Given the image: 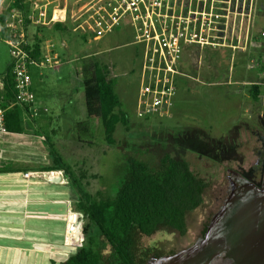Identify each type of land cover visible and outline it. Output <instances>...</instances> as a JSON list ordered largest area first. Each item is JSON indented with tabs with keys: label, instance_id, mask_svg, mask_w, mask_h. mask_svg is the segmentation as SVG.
Masks as SVG:
<instances>
[{
	"label": "rangeland",
	"instance_id": "rangeland-1",
	"mask_svg": "<svg viewBox=\"0 0 264 264\" xmlns=\"http://www.w3.org/2000/svg\"><path fill=\"white\" fill-rule=\"evenodd\" d=\"M238 1L233 0V9L237 12L233 13L231 24L243 23L244 34L247 25L253 22L255 32L263 30L264 0H259L254 8L257 10L255 18L251 13L248 16L253 0H246L245 7H242V0ZM63 5L67 6L64 29L56 31L52 39L51 31L56 28L43 27V59L29 66L36 106L31 107L27 115L21 111L24 132L30 133V128L35 129L34 123L39 124L40 127H36L39 134L48 137L63 155L93 199L116 191L130 155L152 165H157L165 153L187 159L193 172L207 183L203 203L187 214V233L182 235L165 225L150 235L138 232L136 252L141 264H149L154 256L171 255L190 247L202 237L204 226L210 223L232 193L234 184L242 188L240 181L244 178L256 185H262L263 181L264 118L257 123L252 114L245 111L246 107L241 103L243 96L236 92L241 85L225 73L232 66V61H225L229 56L228 46L214 51L208 48L186 51L184 58L188 65L183 66L185 71L189 70V76L179 79L173 112L168 117L147 116L138 108L142 57L141 47L133 42L131 30H116L101 38L90 34L84 36L81 31H75L81 20L82 1L63 0ZM240 28L236 29L238 34L243 32ZM29 31L28 37L32 40L34 28L30 27ZM260 36L258 49H263L264 37L261 33ZM51 39L56 44L54 51L59 54L58 64L55 59H50L52 53L46 51L47 41ZM91 55L107 66L108 76L114 81L115 90L132 123L128 129L118 124L113 144L106 141L101 123L93 126L91 133L82 134L81 139L78 134L77 122L87 120L88 116L84 99H77L84 112L81 108L76 111L73 106L75 98L71 99V95L77 89L84 96L81 69L84 59ZM11 61L10 46L0 37V75L6 72ZM241 69L237 68V71ZM242 100L244 102V98ZM243 123H248V128L241 125ZM73 198L74 236L68 241L77 244L80 243L81 227L88 219L83 218L75 191ZM67 208L68 205L63 203L44 204L40 211L43 218L50 217L48 224L54 227L59 220L60 225L65 222ZM4 242L15 244L13 240ZM77 249V246L62 247L63 251L73 254ZM28 258L30 261L26 253L18 251L2 252L0 264H28ZM32 264H47V259L41 254L33 257Z\"/></svg>",
	"mask_w": 264,
	"mask_h": 264
},
{
	"label": "trees",
	"instance_id": "trees-1",
	"mask_svg": "<svg viewBox=\"0 0 264 264\" xmlns=\"http://www.w3.org/2000/svg\"><path fill=\"white\" fill-rule=\"evenodd\" d=\"M28 2L14 0L8 10L0 15V37L7 35L5 23L11 17L13 8L23 9L26 16ZM25 22L28 34L30 27L34 28L33 39L28 41L26 48L31 61L40 62L43 58L44 28L30 25L27 17ZM64 26L63 23H56L53 28L64 29ZM12 70L11 64L3 74V106L6 108L7 130L18 133L23 121L22 107L28 110L30 105L16 103ZM81 74L88 119L77 122L79 138L82 134L91 133L93 126L101 123L106 141L113 144L118 124L127 129L131 127L129 113L123 108L115 83L108 76L107 66L94 55L84 59ZM253 98L258 99L255 92ZM47 141L53 164L41 170L64 172L77 194V205L83 212V218L88 219L81 228L82 244L60 264H141L136 252L138 232L150 235L159 226L165 225L185 235L188 230L187 214L203 203L207 183L193 172L187 159L171 153L161 156L157 165L137 156H128L116 191L93 199L84 188L81 177L74 173L56 147ZM207 227L208 224L204 226L202 236Z\"/></svg>",
	"mask_w": 264,
	"mask_h": 264
},
{
	"label": "built area",
	"instance_id": "built-area-1",
	"mask_svg": "<svg viewBox=\"0 0 264 264\" xmlns=\"http://www.w3.org/2000/svg\"><path fill=\"white\" fill-rule=\"evenodd\" d=\"M81 20L75 31L101 38L122 26L133 33L134 43L141 47L138 108L147 116L168 117L175 106L180 62L190 45H229L233 0H80ZM238 1V0H237ZM14 0H0V15ZM239 2V1H238ZM240 3V2H239ZM245 7L246 0L241 1ZM27 15L13 8L6 21L7 35L1 37L10 46L16 88V103L31 105L35 100L26 48L25 17L30 25L50 27L67 21L63 0H29ZM238 9V7L236 6ZM2 26L0 25V29ZM264 37V29L261 31ZM256 62V60H253ZM264 76V53L260 58ZM4 76L0 75V133H6V108L2 92ZM27 176L29 172L25 173Z\"/></svg>",
	"mask_w": 264,
	"mask_h": 264
},
{
	"label": "crops",
	"instance_id": "crops-1",
	"mask_svg": "<svg viewBox=\"0 0 264 264\" xmlns=\"http://www.w3.org/2000/svg\"><path fill=\"white\" fill-rule=\"evenodd\" d=\"M258 2L259 0H253L249 8L248 16L249 13H251L252 15L254 14L255 18V12L257 10L254 8L258 5ZM63 24L66 23L64 22ZM53 26L54 25L48 28L51 29ZM239 26L241 27V31H243L240 32V34L236 31V29H239ZM247 26L249 29L247 27L245 30V32H247L246 34H244L243 23L241 25L231 24L229 27V45L228 47L226 46L229 48L227 49L229 56L226 58L228 60L225 61H227V63H231L232 61V66L228 67L229 70L225 71V73H229L228 75L230 78H235L241 85L237 87L236 92L244 98V102L242 100L243 98H241V103L245 105V111L247 113L250 112L252 118L258 123L260 118H264V76L262 65L259 64L260 57L264 53V47L263 49H258L257 44L258 39L261 37L260 33L262 30L260 32H255L254 22ZM128 29H130L128 26H122L117 30L125 32ZM59 30L62 29L51 31L53 33L52 39L55 36L54 33ZM82 34L84 36L89 35L83 32ZM28 35L26 30L27 40L29 41ZM52 39L47 41L48 45L46 51L47 53H52L50 59H55L58 64L59 54L54 51L56 49V44ZM218 47L221 49L226 48L223 46L201 47L198 45H190L185 48L183 58L180 62L182 74L179 75L177 79L178 86L176 87V93L179 87L180 77L189 76V70L185 71L186 68L183 66L187 64L184 58L185 53L195 48H208L210 51H214ZM42 49L44 51V46ZM253 60H256V62H253ZM11 64L12 61L10 65ZM57 66V68H59V65ZM233 68L236 69L233 70ZM237 68L243 69L237 71ZM76 75L78 77L79 73L76 72ZM73 92L74 93L71 95V99L73 97L75 98L73 106L76 111H80L81 108V111L84 112L82 103L79 104L77 99L81 101L84 99L85 103V97L81 96L77 89ZM254 92L258 96L257 100L253 98ZM249 97H251L252 100H248ZM35 102L34 100L28 107V110L22 107V111L24 113L26 112L27 115L31 107L33 108L36 106ZM37 107L40 108L39 102H37ZM33 115L30 116L32 117ZM34 125L35 129L32 130V128H30L29 130L31 132L27 134L22 127L21 131L18 133L9 131L0 133V254L2 255V252L6 253L7 251H18L22 254L26 253L27 257H30V261L28 258V264H32L33 257L36 258L38 255L42 254V256L47 259V264H60L73 254L63 251L62 247L80 246L79 243L74 244L68 241L69 237L72 239L74 236L72 226L73 208L75 206L73 198L74 188L65 177L62 170H41L44 166H51L53 164V159L49 153L48 137L39 134L40 130L36 129V127H40L39 124L35 122ZM241 125L246 127L248 123H243ZM26 172H29L28 176L25 174ZM61 172L64 175L63 180L59 182L52 181V179L58 177ZM64 179H66V181H64ZM62 203L68 205L65 222L61 221L63 224L60 225V220L58 221L56 218H52L58 222L54 227H50L48 223L51 221H47L48 219L50 220V217L43 218L44 216L40 208L44 204ZM77 227L78 225L76 228ZM79 229L80 228H78V233ZM78 233L77 235H79ZM81 239L82 244L83 237ZM5 240H13L15 244L4 242Z\"/></svg>",
	"mask_w": 264,
	"mask_h": 264
},
{
	"label": "water",
	"instance_id": "water-1",
	"mask_svg": "<svg viewBox=\"0 0 264 264\" xmlns=\"http://www.w3.org/2000/svg\"><path fill=\"white\" fill-rule=\"evenodd\" d=\"M63 176L61 172L52 181ZM240 183L242 188L234 185L202 237L174 254L152 258L149 264H264V177L261 186L245 178ZM79 236L81 245L82 232Z\"/></svg>",
	"mask_w": 264,
	"mask_h": 264
},
{
	"label": "flooded vegetation",
	"instance_id": "flooded-vegetation-1",
	"mask_svg": "<svg viewBox=\"0 0 264 264\" xmlns=\"http://www.w3.org/2000/svg\"><path fill=\"white\" fill-rule=\"evenodd\" d=\"M263 177H264V175H262V179H263ZM262 182H263V181H262ZM254 183H255V182H254ZM256 184H257V183H256ZM261 184H262V183H261ZM234 185H235V184H234ZM234 185H233V187H235ZM258 186H261V185L258 184ZM153 258H155V256H154Z\"/></svg>",
	"mask_w": 264,
	"mask_h": 264
}]
</instances>
